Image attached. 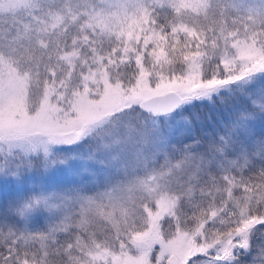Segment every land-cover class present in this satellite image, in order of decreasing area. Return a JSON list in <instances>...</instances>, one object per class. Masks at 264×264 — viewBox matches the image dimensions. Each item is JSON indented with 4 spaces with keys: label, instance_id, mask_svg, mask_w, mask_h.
I'll use <instances>...</instances> for the list:
<instances>
[{
    "label": "snow or ice",
    "instance_id": "6c2138e0",
    "mask_svg": "<svg viewBox=\"0 0 264 264\" xmlns=\"http://www.w3.org/2000/svg\"><path fill=\"white\" fill-rule=\"evenodd\" d=\"M0 264H264V0H0Z\"/></svg>",
    "mask_w": 264,
    "mask_h": 264
}]
</instances>
